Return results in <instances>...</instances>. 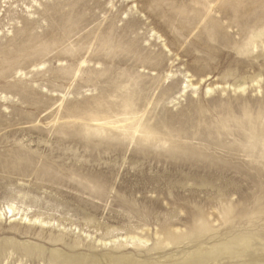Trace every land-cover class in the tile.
<instances>
[{
	"label": "rangeland",
	"instance_id": "obj_1",
	"mask_svg": "<svg viewBox=\"0 0 264 264\" xmlns=\"http://www.w3.org/2000/svg\"><path fill=\"white\" fill-rule=\"evenodd\" d=\"M216 249L264 264V0H0V264Z\"/></svg>",
	"mask_w": 264,
	"mask_h": 264
},
{
	"label": "bare ground",
	"instance_id": "obj_2",
	"mask_svg": "<svg viewBox=\"0 0 264 264\" xmlns=\"http://www.w3.org/2000/svg\"><path fill=\"white\" fill-rule=\"evenodd\" d=\"M249 32L254 33L253 30H250ZM8 209L11 210V208L9 206H8ZM167 232H169L168 234L166 233L167 234V237L157 240V244H156L157 247H159V248L162 247L163 248L165 246H168V245H171V244H174V243L181 242V240L183 239V236H181V234L173 233V232H170V231H167ZM216 254H218L217 253V249L214 250V251H212L209 254H204V255H202V254L191 255L186 260H184L183 262H180L178 264H209L210 261H214L215 260Z\"/></svg>",
	"mask_w": 264,
	"mask_h": 264
}]
</instances>
